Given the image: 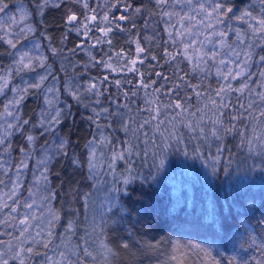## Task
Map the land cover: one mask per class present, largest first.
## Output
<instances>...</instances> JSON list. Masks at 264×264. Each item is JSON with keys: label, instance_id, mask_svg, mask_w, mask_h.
<instances>
[{"label": "trees", "instance_id": "1", "mask_svg": "<svg viewBox=\"0 0 264 264\" xmlns=\"http://www.w3.org/2000/svg\"><path fill=\"white\" fill-rule=\"evenodd\" d=\"M42 2L0 0L6 5L0 11V125L8 99L16 95L19 101L12 127L9 125L0 135L6 141L0 145V163L5 165L0 168V179L4 180L0 192L16 173L15 166L24 159L28 162L22 176L23 187L17 193L18 204L7 201L17 207L16 220L7 227L0 225V241H11L13 245L16 237L24 240L25 248L32 247L33 253L23 257L25 264H42L48 257L54 258L55 246L45 249L40 244L33 245L31 239L25 240L20 236L23 226L19 223L26 210L23 204L30 195L36 157L47 150L50 153L48 179L41 185L45 204L32 214L46 209L57 215L56 245L62 238L65 245H71V251L87 233L92 256L83 257L81 264H105V261L109 264H264V146L254 143L250 151L247 145L241 144L245 136L242 125L247 126L246 135L250 139L253 134H264V118L250 120L245 116L242 121H236L239 134L230 133L222 142L210 135L207 141L202 136L193 139L194 134L181 123L186 119L200 121L203 117L200 126L210 127L214 109L209 101L226 83L217 75V70L227 75L225 63H220L225 61L223 55L227 51L239 53L240 59L245 51L253 53L247 70L251 76L248 79L238 76L230 81L232 89L247 85L244 94L231 93L232 103L239 96L240 103L247 105L255 100L259 105L256 93L264 92V78L259 75L264 71V64L259 62V55H264V43L253 37L247 18L237 19L245 12L257 16L259 0H219L232 11L221 17L223 23L218 26L212 20L211 28L199 5L207 8L217 0H169V6L163 11L174 13L170 21L159 14L161 8L156 0H87L91 11L83 7V0L62 3L48 0L47 7L40 9ZM137 8L141 11L136 12ZM70 12L78 15L80 24H67ZM121 15L128 19L120 20ZM85 16L96 19L85 22ZM105 16L113 23L102 21ZM84 23L90 28L86 36L74 30L80 27L83 31ZM107 29L111 30L105 36ZM219 33H225L223 41ZM34 37L39 39L47 60L35 59L27 64L25 59L23 64L27 66L24 67L19 64V58L24 55L25 43ZM248 44L257 46L248 49ZM138 46L145 51L138 54ZM185 46L190 49L189 58L177 55L185 52ZM53 48L58 54H53ZM193 48L201 57L208 53L205 63L195 59ZM72 49L75 51H69ZM169 53L176 55V60H169ZM212 53H216L215 59ZM236 61L240 62L237 58ZM107 63L111 68L105 67ZM128 68L138 70L141 75ZM180 76L185 79L176 78ZM142 83L148 87H142ZM36 84L39 87H33ZM90 84L95 85V90L85 91ZM176 85H179L178 96L173 93ZM193 85L197 87L193 89ZM154 89H159V93H154ZM70 90L77 93L79 100L70 95ZM196 92L201 93L199 98ZM154 99L160 102L159 115L149 103ZM177 99L190 107L177 119L167 122L165 116H176V113L170 109L165 112L164 106ZM57 110L62 113L60 123L46 131V118ZM117 111L120 116L115 114ZM189 113L196 115L189 117ZM230 114L232 110H226L225 116ZM25 120L29 123L21 131L16 125ZM157 120L161 123L157 124ZM129 121L133 129L150 121L143 129L148 135H141L136 141L140 155L131 156V165L125 160H116L110 170L113 148L127 147L133 138L131 131L125 133L120 127L121 122ZM169 127L178 131L182 143L176 146L175 141H169L174 146L168 151L163 172L154 181L150 177V173L155 174L153 157L149 152L144 154L146 144H161V134H167ZM28 135L34 137L33 142L27 141ZM103 137L108 141L104 142ZM61 141L65 145L58 150ZM218 143L225 151L213 161ZM104 145L110 157L106 164L102 163ZM185 145L189 155H184ZM93 148L97 173L88 167ZM197 149L204 153L203 157L195 155ZM129 167L136 179L117 194L116 207L121 210L114 209V214L106 217L103 235L99 229L93 233L90 226L93 202L103 201L105 192L113 187L114 178L121 173L127 175L125 169ZM119 186L125 188L122 182ZM51 193H55L54 197L47 199ZM85 193L91 197L87 208ZM7 211L0 212V219ZM69 221L76 222V232L61 237ZM3 244H0L2 250ZM37 252L40 254L36 255ZM81 255L73 251L74 260ZM5 258L9 264H20L14 257Z\"/></svg>", "mask_w": 264, "mask_h": 264}, {"label": "snow or ice", "instance_id": "2", "mask_svg": "<svg viewBox=\"0 0 264 264\" xmlns=\"http://www.w3.org/2000/svg\"><path fill=\"white\" fill-rule=\"evenodd\" d=\"M62 3L63 0H60ZM79 2V0H78ZM260 3V11L257 16H254L252 12H245L244 16L242 17H237V19H244L247 18L250 29L252 32L253 37H258V40L260 43H264V0H259ZM156 4L161 8V12L159 13L162 17H167L168 20L170 21L174 13L171 12H166L163 11V8L166 6H169V0H156ZM48 5V0H43V2L39 5L40 9H43L47 7ZM4 7L6 5H3L0 3V11H3ZM83 7L85 9H88L91 11V9L88 8V2L87 0H83ZM200 9L203 10V15L205 16L206 20L208 21L207 26L211 28V21L215 20L217 21V26L220 23H223L221 17L222 16H227L229 12L232 11L231 8L226 7L224 3L217 2L214 3H209L207 8L211 9V12H208L207 8L203 4L199 5ZM141 9L137 8L136 12H140ZM95 16H85L84 21H90V20H95ZM120 20H125L128 19V17L121 15L119 17ZM191 17H189V20ZM102 21L108 22V23H113V21H109L108 17L105 16L102 18ZM80 24L81 22L78 21L77 16L75 14H72L71 12L67 15V24L69 26L73 25V23ZM179 23V21H177ZM203 23V22H202ZM94 26V25H93ZM145 27H147V22L145 23ZM171 27L175 28V25H171ZM77 32H80L81 35H87L88 31L90 30L89 26L87 23H84L83 25V31H81L80 27H76L74 29ZM111 29H107L105 31V36L107 35V32L110 31ZM182 34V33H181ZM225 33H219L218 36L221 41L224 39ZM238 38H239V32H238ZM169 40H172V33H169ZM191 43V42H190ZM9 44H12L13 47H15V44L12 43L11 40H9ZM203 45H201L202 47ZM256 44H248L247 47L248 49H252L256 47ZM230 47V46H229ZM190 49L188 46H185V52L184 53H177V55H183L185 58H189L187 53ZM194 53V57L196 60L200 61V63H205L206 60L205 58L208 56V53H204L203 57L200 56L199 53L195 51V49H191ZM231 50V48H230ZM71 52H74L75 49L69 50ZM145 50L141 47H137V53H142ZM233 51V55L240 61L236 65V70L233 71L231 68H228L227 70V75H224L219 69L217 70V75L222 76L224 81L226 82L224 85L219 87V90H216L214 92V98L210 99V104L212 108L214 109L213 113V118L210 119V127H204L200 126L203 120V117H201L200 121H193L191 119H186V120H181V123L184 124L194 135L193 139H199V137H203L205 141H207L209 135L211 137H214L218 142H222L225 138L230 133L236 132L239 134V129L236 121H242L245 116H247L248 119H257V118H264V92H259L256 93V96L259 100V105H257L255 100H250L247 105L240 103V97H237L236 103L233 104L231 101V93L232 92H238L241 94H244L245 89L247 85H243L240 88L237 89H232L230 86V81L236 79V77H241L242 79H248L251 76V73L248 70L249 68V62L252 61L253 59V53L251 50L245 51L243 53V59H240V54ZM53 54H58V50L53 48L52 49ZM120 55V54H118ZM169 57V60H176L177 56L172 55L171 53L167 54ZM30 59L29 57L25 55H21L19 58V64L23 65L26 67L27 65H24L23 62L25 59ZM216 58V53H212V59ZM94 59V58H93ZM155 59V57H153ZM235 61H230L229 63H233ZM259 62L264 64V55H259ZM101 63H104L102 60ZM136 61H132V64H135ZM221 64H224L225 62L223 60L220 61ZM243 65V67H241ZM93 66H95L93 64ZM105 67L111 68V64L107 63L105 64ZM195 67V66H194ZM127 70L129 71H137L138 75H141L138 70L133 69V68H128ZM157 76H160L162 74L157 73ZM260 77L264 78V71H261L259 73ZM180 80H184L185 78L183 76L176 77ZM44 77H41V80H43ZM167 79V78H165ZM119 84V81L116 82ZM33 87H39V84L33 85ZM71 84H69V89H71ZM142 87L147 88L148 85H143ZM193 89H195L197 86L193 85ZM179 88V85H176L173 89V93L175 95H179L178 91L176 89ZM2 90V88H0ZM95 90V85H89L88 88L85 91H94ZM154 93H159V89H154ZM196 96L199 98L201 93L196 92ZM70 95L76 97L77 100H79V96L77 95L76 92L70 90ZM147 95V93H146ZM248 95L251 97L252 93L251 90H248ZM127 96V94H125ZM207 98V97H206ZM187 99V98H185ZM16 103H19L17 101ZM48 103H51V101H48ZM154 107L153 111L159 115L160 114V108H159V101L158 99H154L152 101H149ZM125 108L128 107L127 104L124 105ZM188 107H190L187 104H182L180 103L179 99L176 100L175 103H172L171 100L169 101V104L164 106L165 112H167L169 109L173 112L176 113V116H165V121L171 122L172 120L177 119L180 117L184 112L187 111ZM207 107V105H205ZM231 109L232 114L225 116L226 110ZM104 112H108L107 109L103 110ZM198 112H202V109H197ZM255 113V115H254ZM117 116H120V112L117 111L115 113ZM62 115L60 110H57L55 114H50L46 118V128L45 130L48 131L50 130L54 125L60 123V116ZM189 117H194L196 113H189ZM227 121V123H226ZM28 121H22L17 123L16 127L20 128L22 131L23 125L28 124ZM150 123V121H145L144 123H141L136 127L135 129L131 128V121L128 123H123L121 122L120 127L124 130L125 133L132 132L133 133V138L127 142V147H121L119 149L113 148V156H112V164L109 165L110 170L112 169L114 163L116 160H125L129 165H131V156L133 155H140V152L136 151V141L139 140L140 136L143 135L147 137V133L143 132V129L145 126ZM157 124H160L161 122L159 120L156 121ZM110 126V125H109ZM10 127H12L10 125ZM174 127V126H173ZM243 127V132L245 133L244 138L241 140V144H245L249 147V150L251 151V146L255 143L258 147L264 146V134L260 135H255L253 134L252 137L249 139L246 135L248 128L246 125H242ZM156 131H159V128H156ZM165 131H168L165 129ZM27 141L33 142L34 137L31 135H28L26 137ZM104 142L108 141L107 137L102 138ZM95 140V138H94ZM161 140L163 141L161 144H154V148L158 149V151L152 152V167L155 169V174L153 175L150 173V177L152 180H157L160 176V173L163 172L165 163H166V157L168 155V151L174 146L173 144L169 143V141H175V145L179 146L182 143V138L178 134V131H171L169 132V135L165 137L163 134H161ZM147 143V141H145ZM6 141L4 138H0V145H5ZM92 142H90L91 144ZM65 145L64 141H61L60 145L58 146L59 149H63ZM24 151V150H21ZM225 151L224 147L221 146L220 143L217 144L216 147V157L213 158V161L215 159H218L219 156ZM195 155L198 157H203L204 153H201L197 150H194ZM147 155V151L144 153ZM184 155H189V152L187 151V146H184ZM25 156H28V153L25 152ZM30 159V157H28ZM50 160V157L45 154V158L43 160L38 161V167H40V172H39V177L38 179H41L44 181V183H47L48 179V167L47 164ZM96 151L95 148H93L90 152V159L88 161V167L91 171H94L96 168ZM5 165L4 163H0V168H4ZM28 168V162L27 159L21 160L16 166H15V171H16V178L15 181L11 182V192L8 194L7 199L12 201V205H17L19 202V197L17 195V190L23 187V184L21 182V177L23 176L24 170ZM125 172L127 175L124 173H121L120 176H116L113 180V187H111L109 190L105 192L104 200L101 201L100 203L93 202L92 205V216H91V227L93 233L99 229L100 235L104 234V225L107 222L106 217L109 216V214H114V209L115 211H120V208H117L116 205L119 204V197L118 193L121 191L126 190V186L129 185L136 177L132 176L131 168L125 169ZM216 168H215V163L213 162L212 165V173L215 174ZM122 182V184L125 186L124 189H122L119 185ZM4 180L0 179V184H3ZM55 193H51L47 199H50L51 197H54ZM13 197H16V199H13ZM84 200H85V208H87L88 201L91 199L89 193L84 194ZM3 198H0V201H2ZM35 202L33 201L32 203L25 202L23 204V207L25 209H31L33 207V204ZM9 205L7 202H0V212H3L4 209H8L7 213L5 214V217L3 219H0V225H3L7 227L10 223L14 222L16 220V216L14 215L17 212V207ZM97 217H99V222L97 221ZM36 217L29 213L25 212V216L23 219L19 220L20 225H22V229L20 232V236L24 237V239H31L33 245L40 244L42 245L45 249L52 248L55 246V251H54V257H48V259L42 264H81L83 257H89L92 256V252L89 250V244L90 241L87 238V233L84 237H80L81 243H77L75 245L74 250L70 251L71 245H65L63 239L61 238V242L59 245H56V240L58 237L55 235V228L54 225L59 222V217L55 214L50 213V218L47 219V222L43 228H41L39 231L35 232V235H33L31 232L28 231L29 228L32 227V225L29 223L30 220H35ZM85 219H89V217H85ZM39 228L40 226L37 225ZM76 232V222L74 221H69L67 227L65 228L64 234H61V237H63L66 234H75ZM25 233H27V236H25ZM10 235V233H5ZM17 239V244L13 246L11 244V241L8 242V249L7 251H4L0 249V264H9L8 259L5 257H14L15 259L19 260L20 264H25L23 257L27 256L29 254L33 253V248L28 247L25 248L23 246L24 240H21L19 238L14 237ZM3 241H0V244H3ZM83 245V246H81ZM106 247V246H105ZM125 248L128 247L127 244L124 245ZM73 251L82 254L81 256H78L75 260L73 259ZM109 252H111L110 249H108ZM36 255H39L40 253H35ZM47 255V253H45ZM105 264H109V262L105 261Z\"/></svg>", "mask_w": 264, "mask_h": 264}, {"label": "rangeland", "instance_id": "3", "mask_svg": "<svg viewBox=\"0 0 264 264\" xmlns=\"http://www.w3.org/2000/svg\"><path fill=\"white\" fill-rule=\"evenodd\" d=\"M208 12H211L210 8L208 9ZM25 54H26L27 57L30 58V59L26 58L27 64L33 63L35 61V59H41L42 61L47 60V55L44 52L43 48L40 46L39 39H37L35 37L30 39L27 43H25L24 55ZM223 57H224V60H225L224 62H225L226 70H228V68H229L228 65H230V67H232V66L236 67L237 61H236V57L233 55V51H227L223 55ZM230 61H235V62L229 63ZM71 90H72V88H71ZM17 99L18 98H16V95H15V97L13 96L10 99H8V101H7L6 111L4 113V116L2 118L1 125H0V135L3 134L7 130V128L11 124L12 120L16 116V112H17V103L16 102H17ZM171 131H172V128L169 127V131L166 132L167 134L163 133V135L165 137H167V135H169V132H171ZM157 150L158 149L154 148V143L148 142L146 144L145 151L149 152V154H151V156H152V152L157 151ZM102 152H103V155H102L103 162L102 163L106 164L107 162H110V157L106 153V145L103 146V151ZM46 153L49 156L50 153H49V151L46 150V151L42 152V154L39 157H36L35 163H34L33 168H32V173L33 174H32V177H31V184H30V189L31 190H30V195L27 198L26 202L32 203L34 201L35 203L33 204V207L31 209H26L25 210V212L27 211V212H29L31 214L34 211H36L37 209H42L41 207H43L44 204H45L44 201H45V197L46 196L41 191V185L43 184V180L38 179L39 172H40V167H38V161L43 160L45 158V154ZM110 164H112V161L110 162ZM112 170H113V168H112ZM94 172L97 173V169H95ZM112 174H111V177H112ZM105 176H106V174H105ZM15 178H16V173L13 175L11 181L14 182ZM108 180H110L109 177H107V181ZM21 181H22V177H21ZM10 192H11V182L9 181L6 184L5 188L0 192V198H3V200L0 201V202L10 201V200L7 199V196H8V194ZM17 193H18V190H17ZM25 212L22 213V216H23L22 219L25 216ZM34 216L36 217V219L29 221V223L32 225V227L29 228L28 230H30L31 232L39 231L40 228L43 226V224H45L47 222V219L50 218V213L48 212V210L45 209L44 212H40V214H37V215H34ZM37 225H39L40 227L38 228ZM16 244H17V241H15L13 246H15ZM3 247H4V250L7 251L8 242L4 243Z\"/></svg>", "mask_w": 264, "mask_h": 264}, {"label": "water", "instance_id": "4", "mask_svg": "<svg viewBox=\"0 0 264 264\" xmlns=\"http://www.w3.org/2000/svg\"><path fill=\"white\" fill-rule=\"evenodd\" d=\"M73 14H75L78 17V15L76 13H73Z\"/></svg>", "mask_w": 264, "mask_h": 264}]
</instances>
